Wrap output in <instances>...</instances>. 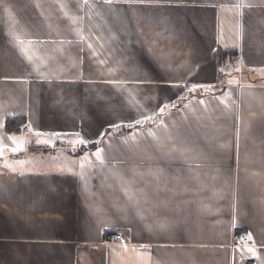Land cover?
Segmentation results:
<instances>
[{"label": "crops", "instance_id": "crops-1", "mask_svg": "<svg viewBox=\"0 0 264 264\" xmlns=\"http://www.w3.org/2000/svg\"><path fill=\"white\" fill-rule=\"evenodd\" d=\"M101 2L0 0V264H264V0Z\"/></svg>", "mask_w": 264, "mask_h": 264}, {"label": "rangeland", "instance_id": "rangeland-1", "mask_svg": "<svg viewBox=\"0 0 264 264\" xmlns=\"http://www.w3.org/2000/svg\"><path fill=\"white\" fill-rule=\"evenodd\" d=\"M8 8L16 14V28L29 27L31 42L39 40L38 35L45 29H62L74 42V28H93L87 16H100L106 12L102 0H6ZM11 3V4H10ZM113 6V5H112ZM110 6V8H112ZM117 6V5H116ZM6 8V5L4 6ZM87 15V16H86ZM25 19V21H23ZM24 23L25 25H23ZM70 32H73L72 34ZM71 34V35H70ZM70 43V42H68Z\"/></svg>", "mask_w": 264, "mask_h": 264}, {"label": "built area", "instance_id": "built-area-1", "mask_svg": "<svg viewBox=\"0 0 264 264\" xmlns=\"http://www.w3.org/2000/svg\"><path fill=\"white\" fill-rule=\"evenodd\" d=\"M225 69L226 70H230V69H232V66L230 64H226L225 65ZM26 132H28V131L26 130ZM239 239L243 243L247 242V239L244 236L240 237ZM109 241L126 243L127 242V238L121 233H114V234L109 236Z\"/></svg>", "mask_w": 264, "mask_h": 264}, {"label": "trees", "instance_id": "trees-1", "mask_svg": "<svg viewBox=\"0 0 264 264\" xmlns=\"http://www.w3.org/2000/svg\"><path fill=\"white\" fill-rule=\"evenodd\" d=\"M17 126V122L14 121V119H9L7 120V128L8 130H11V128H13V130L16 128ZM128 130V129H127ZM98 145V143H92V144H89V145H86V146H82L81 148H79V151H84V150H87V149H94L96 148Z\"/></svg>", "mask_w": 264, "mask_h": 264}]
</instances>
